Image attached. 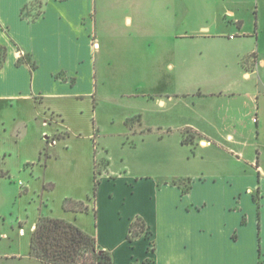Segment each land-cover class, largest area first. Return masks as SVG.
<instances>
[{"label": "crops", "instance_id": "1", "mask_svg": "<svg viewBox=\"0 0 264 264\" xmlns=\"http://www.w3.org/2000/svg\"><path fill=\"white\" fill-rule=\"evenodd\" d=\"M34 1L0 0V46L7 49L0 70V106L32 101L43 110V125L47 111L64 122L62 111L51 107L48 99L78 101L96 95L104 62L102 43L107 45V32L119 20L130 29L126 37L131 43L129 51L143 53L153 45L144 31L132 29L134 22L148 18L149 0H43L38 16ZM227 1L199 0L198 4L210 8L225 6ZM153 5L159 8V15L160 10L167 12L173 6L162 0ZM174 13L168 11L171 16ZM228 13L235 14L232 10ZM237 25L243 29L242 22ZM258 31L256 11L254 35L242 32L243 37L230 41L203 26L192 36L206 54L210 48L205 44L216 39L236 44L237 61L230 78L214 69L193 77L197 92L192 95V112L181 118L165 116L155 126L162 131V138L183 130L191 133L186 143L182 135L179 144L191 152L185 157L179 154L175 168L167 166L140 177L107 173L101 176L95 199H91L92 192L85 199L67 197L85 202L88 211L67 212L65 220H75L94 236L114 264H264V167L259 153L246 155L248 143L243 139L250 130L264 129V55L260 46L245 49L243 45L257 35L259 39ZM165 35L155 37L156 44L169 53L155 64L160 69L155 76L159 82L165 81L166 69L177 75L184 62L177 43L189 38ZM161 39L170 42L161 44ZM22 57L31 59L36 68L19 64ZM185 95L189 96L175 90L152 100L165 112L168 103ZM210 149H217L223 157L216 160ZM212 164L217 169H211ZM2 171L8 175L0 178L12 179L10 171ZM188 185L189 190L183 192ZM249 200L257 212L254 224L245 213ZM138 218L151 236L145 234L131 242L130 227ZM87 221H91L90 227ZM18 258L0 256L4 264ZM24 258L41 263L30 252L19 259Z\"/></svg>", "mask_w": 264, "mask_h": 264}, {"label": "rangeland", "instance_id": "2", "mask_svg": "<svg viewBox=\"0 0 264 264\" xmlns=\"http://www.w3.org/2000/svg\"><path fill=\"white\" fill-rule=\"evenodd\" d=\"M149 1L152 3L148 18L134 22L132 29L144 31L153 45L143 53L129 51L131 43L126 37L130 29L123 19L112 24L107 32L110 33L106 37L107 45L102 43L104 62L96 95L78 101L48 99L51 107L62 111L63 123L47 111L44 126L43 110L32 101L0 106V171H10L12 177L11 180L0 178V256L29 255L32 225L41 215L67 219L63 201L67 197L85 199L88 193L94 192L95 177L100 180L107 173L138 177L158 173L167 166L175 168L179 154L185 157L189 153L190 150L179 146L182 135L184 140L191 136L189 130L162 138V131L155 126L165 116L181 118L192 112V95L197 92L193 77L214 69L230 78L237 61L236 44L223 39L205 44L210 52H202L203 45L193 42L192 36L203 26L211 27L212 33L227 40L241 38L243 33L254 35L257 11L259 39L257 35L243 45L245 49L260 46L264 55V0H228L225 6L210 8L199 7V0H162L173 5L168 11L175 12L174 16L164 10H160V16L159 8L153 5L159 0ZM228 10L235 14H229ZM208 15L209 21H206ZM238 22H242V30ZM163 33L165 37L189 38L177 43L181 44L180 56L184 61L176 70L177 75L174 77L166 69L165 81L159 82L155 76L160 69L155 64L160 56L169 55L168 50L156 44L155 37ZM164 42L167 44L170 40L161 39L160 43ZM19 63L31 65L32 60L22 57ZM175 90L189 96L168 103L162 112V107L153 100ZM243 139L248 143L246 155L259 153L264 167V129L250 130ZM210 152L216 160L223 157L217 149ZM215 164L209 167L217 169ZM4 175L8 172H0V176ZM48 184L54 188L46 189ZM245 207L249 222L254 224L257 212L252 209L251 200L246 201ZM90 222L87 221L88 227ZM71 223L77 225L75 220ZM19 258L9 259L6 264H41ZM0 264H4L1 259Z\"/></svg>", "mask_w": 264, "mask_h": 264}, {"label": "trees", "instance_id": "3", "mask_svg": "<svg viewBox=\"0 0 264 264\" xmlns=\"http://www.w3.org/2000/svg\"><path fill=\"white\" fill-rule=\"evenodd\" d=\"M42 5L43 0L33 2V7L38 10L36 16L41 13ZM27 10L28 8L24 11L25 15ZM6 56L7 49L0 46V70L6 62ZM30 66L32 69L36 68L34 62ZM187 140L185 139L184 143ZM99 183L100 180L95 177V188L91 199L96 198ZM45 188L52 190L54 185H47ZM189 188L190 185L185 187L183 192ZM63 209L66 212L84 213L88 211V206L83 201L66 198L63 201ZM145 227L141 219H136L130 227L129 240L133 242L145 234L150 238L151 232ZM30 256L38 259L42 264H114L112 256L100 248L94 236L74 223L48 215H41L35 226L30 241Z\"/></svg>", "mask_w": 264, "mask_h": 264}]
</instances>
